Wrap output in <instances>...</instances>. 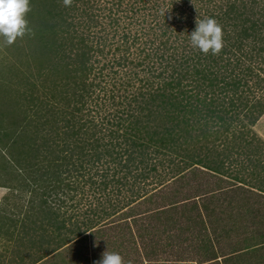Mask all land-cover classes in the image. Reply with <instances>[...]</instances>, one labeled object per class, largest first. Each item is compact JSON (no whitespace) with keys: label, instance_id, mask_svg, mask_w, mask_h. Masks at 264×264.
<instances>
[{"label":"rangeland","instance_id":"rangeland-1","mask_svg":"<svg viewBox=\"0 0 264 264\" xmlns=\"http://www.w3.org/2000/svg\"><path fill=\"white\" fill-rule=\"evenodd\" d=\"M90 1L93 6L92 13L97 21H100V24L91 29L87 50L94 67L97 68L88 77V83L91 86V99L81 100L79 104L84 106V117H78L77 120L81 119L79 123H82L87 118L104 123L99 126L104 129L101 136H106L104 141L107 142L112 137H108L111 129L116 131L117 128H111L108 121L110 122L115 115H120L122 110H126L127 107H130V110L135 109L137 102L134 99H140V93L156 91L157 88L164 86L163 80L168 76L164 75V79L158 78V73L163 71L162 67L166 63L156 54V50L157 53L164 54L165 57L174 55V53H177V56L180 55L173 41L178 38L179 32L185 31L187 21L183 18L184 16L169 12L168 6L162 7L167 20L157 16L155 9L150 10L155 4L152 2L138 3V0ZM36 15L38 17H33V20L38 22H35L31 28L43 29L46 17L44 14ZM177 17L180 21H172ZM129 30L131 37L128 41L123 36ZM104 36L107 38L106 41ZM25 43H28V34L23 39L18 38L11 46L5 45L4 38L0 37V147L7 143L5 138L8 133L10 134L7 137L18 136L15 142L23 140L22 143L25 146L19 144V148L29 150L27 153L32 155L28 156V166L34 165L33 169H35L38 160L46 155L45 151L37 154V151H42L43 148V140L39 138L41 136L39 134L44 135V131L37 128L36 123L33 126L32 124L31 126L27 125V127L23 125L28 123L31 114H36L38 109H32L33 101L30 104L26 103L25 107V99L21 98L20 91L23 94L27 88L21 84L26 83L28 76L31 77L32 74H35L39 86L36 102L40 101L43 111L54 117L59 115L60 107L64 113L69 111L70 116L71 110H67L66 100H60L58 95L60 93L67 95L72 106V95L77 90L72 86L75 74L55 76L53 73H49L51 69L47 64L49 60L44 63L43 67L40 65L49 50L45 45H37L33 50L36 52V56L45 55L38 60L39 62H35L36 65L32 61H26ZM245 48V52L249 51L248 46ZM181 50H183V46ZM245 61V65L252 64L249 58ZM31 63H33L31 70L28 71L26 64ZM119 63L125 64L121 66ZM39 69L42 70L39 71ZM68 83L69 89L66 88ZM251 84H254L252 87H254L255 93L250 95V99L256 102L259 98L264 97V89H255L253 81ZM206 92L203 91L200 95L193 92L192 103L200 105L201 101L207 98V102L217 99L218 102L214 104L217 105L231 101L237 95L227 92L228 95L224 99L225 95L220 92L214 94L209 89ZM243 96L247 97V94ZM202 109V113L209 114L207 111L209 105ZM240 109L243 110V108ZM246 111L247 109L243 111L242 115H245ZM28 115L30 117H27ZM124 115L126 116L128 113ZM262 117L253 127L243 129V125H240L237 129V135H244L245 139L252 143L248 147L243 146L242 138L236 140L233 132H225L222 126L215 128L216 125L213 122L207 127L202 122H199L198 126L196 123V130H193L192 134L199 139L189 138L186 135L178 143L173 141L175 143H172V147L160 148L161 153L156 156L158 168L148 175L150 179L145 184L133 186L135 182L131 177L118 183V180L124 176V172L117 171L120 167L118 166L119 156L114 157L117 160L112 161L109 166L106 164L107 158H104L103 161L96 164L95 170H86L85 177L77 179L74 178L76 176H73L71 183H76L74 185L77 190H65L66 196H63V200H61L64 202L60 210L56 209L58 205L55 200L58 197L48 198V200L53 205V209L59 212L61 216L59 221L64 222L65 226L70 229L81 228V234L73 237L70 235L71 242L59 248L49 257L45 258L44 256L41 262L38 261L39 263L34 264H95L96 261L102 259V255L106 251L120 254L124 264H182L184 260V262H190L191 259L194 262L196 260L198 264L206 262L210 259L208 258L210 255H203L201 248L209 245V241L205 243V240H208V238H204L205 225H200L197 221L203 222L207 219V224L210 218L207 213L199 212L190 206L188 201L195 195L206 196H203L200 203L202 207L204 205L210 207L211 203L213 206H223L221 208L223 212L230 216V220H233L237 225L240 220H243L242 217H248L249 225L252 227L245 230L244 226L242 228L238 226V231L232 232L231 238L227 239L230 247L234 245L238 247L236 253L241 252L248 255L242 254L243 256H230V258L233 259V264H264V255H261L264 248L262 246L255 248L256 245L262 244L258 241L259 233H250L251 228L257 227L256 224L264 222V196L261 194L264 191V169H262L264 167V156L262 157V153L264 155V114ZM209 118L211 121H215L214 116L207 115V119ZM158 120L161 122L164 119L160 117ZM120 130L122 131L123 128ZM214 136L217 138L215 144H213ZM242 146L245 148H241ZM4 158L6 157L0 152V175L9 178L13 183H19L20 176L11 166L8 167ZM259 160L260 166L258 165ZM217 161L221 163L220 166H223V176L230 175L231 177L228 178L234 181L231 183L225 181L224 178L221 179L222 187L228 189L224 193L219 192L222 193V196L207 194L212 192L211 180H213L215 190L221 187L219 175L205 169L207 165L216 166ZM135 165L136 162L132 166L134 170L136 169ZM29 169L26 170L29 172ZM239 183L244 186L248 183L247 188L255 189L257 194L248 191L250 189H246L244 186L236 187ZM204 184L208 185L206 191L203 189ZM140 187L146 188L148 191L136 195V190ZM229 187L236 188L232 190ZM1 188L4 189L3 193L5 194L0 197V225L6 223L7 218L18 220L17 216H21V220L24 218L22 223H25V220L29 222L27 216L31 217V214L28 213L30 207L28 202L33 195L31 196L25 188H21L20 192H17L18 190L10 191L3 186H0V190H2ZM132 189H134L133 192ZM42 193L43 190L39 192V195ZM119 202L120 206L117 208L116 205ZM231 206L233 212H227ZM110 211H116L114 216L106 215ZM88 221H94L95 225L93 226L95 227L91 230L86 228ZM22 225L18 222L15 223V226H18L15 227L16 230L21 231ZM39 234L44 236L43 239L46 241H53L56 238L53 236L54 234H51L50 229L49 233L45 232L43 235L40 230ZM256 234L257 236H252ZM29 236L31 237L32 234ZM125 239L130 240L131 245L124 246L122 243ZM178 240L181 241L176 245ZM184 240L189 243L184 246L186 249L180 245ZM215 240L213 239L214 243ZM188 246L192 248L191 255L195 256L183 255V252H186L185 255L190 254ZM14 249L13 243L0 230V255L14 257V261L20 264L22 255H18ZM162 249L163 251H161ZM224 254L230 253L224 251ZM26 256L29 259L39 258L42 255ZM255 256L259 259L256 260ZM229 261L224 259L222 264H228Z\"/></svg>","mask_w":264,"mask_h":264},{"label":"trees","instance_id":"trees-1","mask_svg":"<svg viewBox=\"0 0 264 264\" xmlns=\"http://www.w3.org/2000/svg\"><path fill=\"white\" fill-rule=\"evenodd\" d=\"M141 2L155 3L150 10L155 9L156 15L166 20L165 10L163 11L166 6L172 14L184 16L183 18L187 21L185 31L179 32L178 38L173 41L180 55L177 56V53H174L165 57L156 50V54L166 63L162 67L163 71L158 73V78L168 76L167 79L163 78L164 86L157 88L156 91L140 93L141 98L134 99L137 102L135 109L130 110V107H127L120 115H115L110 122L108 121L111 128H117L116 131L111 129L108 137L112 136V139L105 142L106 136H101L104 129L99 126L104 123L87 118L82 123H79L81 119L77 120L78 117H84V106L79 103L81 100L91 99L88 77L97 68L94 67L87 50L91 29L100 24L92 13L91 1L73 0L70 7H65L63 0H30L31 11L26 18L29 20L31 32L28 33V43H25L26 61L39 62L38 60L45 55L36 56L33 50L37 45H45L49 50L40 65L43 67L49 60L47 63L51 67L49 73L55 76L75 74L72 86L77 92L72 95V106L67 95L61 93L58 95L60 100H66L67 110L71 112L69 116V111L64 113L60 107L59 115L54 117L43 111L40 101L36 102L39 88L36 75L28 76L26 83L21 84L27 88L23 94L20 91L21 98L25 99V107L26 103L30 104L33 101L32 109H38V112L31 114V119L23 125L27 127L36 123L37 128L44 131V135L39 134L41 135L39 138L43 140L44 150L42 148V151H37V154L45 151L46 155L38 160L35 169H33L34 165L28 166V156L31 153H27L29 151L27 148L20 149L19 144L25 146L22 143L23 140L15 142L18 136L7 137L10 134L8 132L5 138L7 143L0 147L8 167L11 166L20 176V179H17L19 184L0 175V186L10 191L18 190L17 192L25 188L31 196L33 195L31 199L28 198L30 199L28 213L31 214V217L27 216L29 222L25 220V223H22L24 218L21 220V216L15 214L18 220L7 218V222L0 225L1 232H4L8 240L13 243L15 252L22 255L20 256L21 264L27 263L26 255H33V257L42 255L39 258H29V264L41 262L44 256L49 257L71 242L73 236L81 234V228L78 227L80 230L70 229L64 222L59 221L61 216L53 209L48 198L58 197L55 200L58 205L56 209L60 210L64 202L61 200L63 196H66L65 190H77L74 185L76 183H71L73 176L77 179L85 177L86 170H95L96 164L104 158H107L106 164L109 166L112 161L117 160L114 157L119 156L118 166L120 167L117 171L124 172V176L118 180V183L131 177L135 182L133 186H136L145 184L150 179L148 175L157 170L156 156L161 153L160 148H170L186 135L189 138H198L192 134V131L196 130V123L198 126V123L202 122L207 127L213 122L216 125L215 128L222 126L225 132L232 131L236 140L242 138L243 146L248 147L252 144L245 139L244 135H237V129L240 125H243V129L255 126L264 114V97L256 102L250 99V95L255 93L252 81L255 82V89H264V0H138V3ZM36 14H44L46 17L43 29L31 28L35 22H38L33 20V17H38ZM198 15L202 20L214 18L222 26L225 46L219 55L211 53L205 55L198 48L192 47L189 35L195 30ZM175 20L180 21L178 17L172 19V21ZM123 37L129 41L130 30ZM182 46L183 50H181ZM247 46L249 51L245 52ZM248 58L252 62L251 65H245V59ZM33 63L26 64L28 71L31 70ZM119 64L122 66L125 63ZM136 65L139 66V64ZM66 88L69 89V83ZM169 89L172 90L170 93ZM207 89L214 94L216 92L224 94V99L228 95L227 92L237 95L235 99L217 105H214L218 102L217 99L216 101L212 99L209 103L207 98L201 101L200 105L193 104V92L200 95ZM244 94H247V97H244ZM207 105H209L207 115L214 116L215 121L207 119L206 113H202V108H206ZM245 109H247L246 114L242 115ZM126 112L128 115L125 116ZM229 114H231L230 117H228ZM160 117L164 119L161 122L158 120ZM121 128H123L122 131ZM215 136L213 144L217 141ZM243 146L241 148H245ZM37 157L40 156L37 155ZM135 162L134 170L132 166ZM216 164V166L207 165L205 169L223 175V166H220V162ZM258 165L260 166V160ZM248 183L246 186H249ZM145 189L140 187L136 190V195L147 192L148 189ZM42 190L41 196L39 192ZM119 206L120 202L116 207ZM190 206L198 210L199 203L194 201L190 203ZM115 213L116 211H110L106 215L114 216ZM17 222L23 224L21 231L15 228L18 227L15 226ZM93 222H87L88 230L95 227ZM49 229L56 237L53 241H46L43 239L44 236L39 234L40 230L43 235L45 232L49 233ZM130 243V240L125 239L122 244L127 246L131 245Z\"/></svg>","mask_w":264,"mask_h":264},{"label":"crops","instance_id":"crops-1","mask_svg":"<svg viewBox=\"0 0 264 264\" xmlns=\"http://www.w3.org/2000/svg\"><path fill=\"white\" fill-rule=\"evenodd\" d=\"M217 175H219L218 178L220 180L221 187H219V188H217L215 190L214 186H213L214 185L213 180H211V186H212L211 187L212 188L211 191L212 192L207 193V194H211V195H213V194L216 195L217 194V195L222 196V193H219V192H223L224 193V192L228 191V189L222 187L221 179L224 178L225 181H228V182H231V183H234V181H232L230 178H228V177H231L230 175H227V177L226 176L224 177L223 175H220L218 173H217ZM216 181H218V180H216ZM239 186H244V185L242 183H239L236 187H239ZM244 187L246 189H250L248 191L255 193V191H254L255 189L247 188V186H244ZM235 188L229 187V189H232V190L235 189ZM203 189H204V191L208 190V185L204 184ZM3 190L4 189L0 190V197H1V195L3 196L5 194V193H3V192H5ZM260 191H262V190H260ZM255 194H257V193H255ZM261 194L264 196V191H262ZM203 196L204 195H202V196L195 195V196H192V199L190 200V203L194 202V201H197L199 203L198 211L202 212L204 214L207 213L209 215V218H210L209 221L207 222V224H206L207 219H206V221H203V222L197 221L198 224L205 225L204 228H205L206 232H205V237L204 238H208V240H205V243L209 241V245L203 246L201 248V250H203V255H210L208 257L210 259L206 260V262H203L201 264H222L224 259H226L228 261L230 260L228 264H233V262H232L233 259H231L230 256H235L236 257V256H243L244 254L245 255H248V254L241 253V252L240 253H236L235 251L238 250V247L237 246L235 247V245L233 247H230V244L227 243V239L231 238L232 232H234L235 230L238 231V226H241V228L244 226L245 230H247L248 228L252 227L251 225H249V219H248V217L247 218L246 217H242L243 220L239 219L240 222H239V225H237L233 220H230V216H228L226 213L223 212V210L221 209V208H223V206L222 207L221 206L219 207L218 205L217 206H213L212 203H211L210 207H207V205H204L202 207V205L200 203H201L202 199L204 197H206V196H204V197ZM228 211L229 212H233L232 206L230 207L229 210H227V212ZM199 218H201V217H199ZM212 223H213V225L211 226ZM256 225H257V227L251 228L252 231L250 233H259L258 234L259 235V237H258L259 240L258 241H259V243L262 242V244L256 245L255 248L256 247H261V246L264 248V243H263V241H264V231H263L264 230V222L259 224V225L258 224H256ZM182 233H183V231H182ZM177 234H178V231H177ZM252 236L253 237L257 236V234L256 235H252ZM213 239H216L215 243L213 242ZM180 241L181 240H178L176 242V245H178ZM186 244H189L188 241H186V240H184L183 242L180 243V245H181V247L183 249H186L184 247ZM208 246H209V248H208ZM187 249H188L190 254L189 255H185L184 253H186V252H183L184 256H191V257L195 256V255H191V253H192L191 246H188ZM161 251H163V249ZM224 251L225 252L228 251V253H230V254L226 255V254H224ZM239 254H241V255H239ZM261 255H264V250L262 251ZM254 258L256 260L259 259V257H257V256H255ZM14 259H15L14 257H8L7 255H0V264H17L14 261ZM184 261H183V263H190L191 262L192 264H198L196 262V260L194 262V261H192V259L190 260V262H184ZM26 262H27L26 264H29V262H30L29 259ZM245 263H247V261H245Z\"/></svg>","mask_w":264,"mask_h":264},{"label":"clouds","instance_id":"clouds-1","mask_svg":"<svg viewBox=\"0 0 264 264\" xmlns=\"http://www.w3.org/2000/svg\"><path fill=\"white\" fill-rule=\"evenodd\" d=\"M72 2L63 0L65 7H70ZM30 11V0H0V37L4 38L5 45L11 46L31 32L26 18ZM195 24V30L189 35L192 47L205 55H219L225 46L222 26L214 18L202 20L199 15ZM95 264H124V260L120 254L106 251Z\"/></svg>","mask_w":264,"mask_h":264}]
</instances>
